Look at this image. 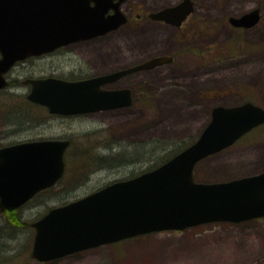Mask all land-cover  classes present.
Instances as JSON below:
<instances>
[{
  "label": "rangeland",
  "instance_id": "obj_1",
  "mask_svg": "<svg viewBox=\"0 0 264 264\" xmlns=\"http://www.w3.org/2000/svg\"><path fill=\"white\" fill-rule=\"evenodd\" d=\"M178 1L127 0L123 11L131 18L109 42L61 60V77L77 78L172 56L170 63L107 85L132 88L134 104L92 116L52 118L34 107L32 121L20 123L17 136L0 140L5 145L41 137L72 139L62 179L25 206L0 212V264H264V217L151 232L45 262L32 256V223L50 208L160 165L198 138L217 105L249 100L264 107V0H194L193 18L181 28L152 22L146 14ZM255 8L262 12L256 26L229 27L228 14ZM197 170L204 182L263 171L264 125L203 159Z\"/></svg>",
  "mask_w": 264,
  "mask_h": 264
},
{
  "label": "water",
  "instance_id": "obj_2",
  "mask_svg": "<svg viewBox=\"0 0 264 264\" xmlns=\"http://www.w3.org/2000/svg\"><path fill=\"white\" fill-rule=\"evenodd\" d=\"M93 1L94 6L90 0H63L55 12L51 9V20H56L58 30L56 35L52 34L58 39L49 45L51 49L75 39L104 34L127 22L121 9L125 0ZM1 6L9 7V3L0 0ZM109 9L114 12L106 16ZM193 9L192 0H183L152 11L149 16L180 26ZM260 19V9L255 8L231 16L230 22L247 29L257 25ZM173 60L170 55H156L86 80L39 81L48 86L50 93L47 97H36V91L33 99L45 103L51 112L62 114L127 107L133 103L129 87H102ZM262 123L264 107L251 101L215 106L210 122L198 138L161 165L54 207L34 221L32 256L49 261L151 232L264 216V170L226 181L202 182L194 177L199 161L232 145ZM68 145V140H40L0 148V212L21 207L39 191L55 184L64 172V152Z\"/></svg>",
  "mask_w": 264,
  "mask_h": 264
},
{
  "label": "flooded vegetation",
  "instance_id": "obj_3",
  "mask_svg": "<svg viewBox=\"0 0 264 264\" xmlns=\"http://www.w3.org/2000/svg\"><path fill=\"white\" fill-rule=\"evenodd\" d=\"M9 3V7L1 6L0 8V140L5 138H13L20 133L19 124L20 123H30L34 114H31L34 107L45 109L49 112L50 117H74V116H92L98 112L115 111L127 107H119L110 110L102 111H92L84 114H56L51 113L48 106L43 105V103L35 101L34 92H38L36 97H47L49 96L50 89L47 85L39 83V81H47L50 78L65 79L70 81L84 80L91 78L93 75H85L77 78H64L61 77L60 71L64 70L62 68L61 60L65 58H70L71 55L75 56L79 54L82 50L89 49L90 47H97L100 43L109 42L111 35L117 32L118 29L108 31L101 35H92L91 37H83L69 41L58 45L54 48H50L52 42H55L58 38L53 35L58 33L56 20H51V9L54 12L57 10L58 5L61 7L63 0H6ZM125 0L124 2H126ZM183 0L178 1L174 5L180 3ZM194 2L193 11L187 16V18L182 22L180 26L183 27L185 22L193 18L194 12L196 11V4ZM123 2V3H124ZM123 3L121 8L123 10ZM90 5L94 6L95 2L90 0ZM165 7V6H164ZM4 8V9H3ZM250 11V10H249ZM9 12V13H7ZM113 12L109 9L106 15ZM245 11L243 13H246ZM57 13V12H56ZM54 14L56 16L57 14ZM149 13H146L149 16ZM242 13V14H243ZM261 19H262V12ZM240 14V15H242ZM128 16V15H127ZM232 15L228 14V21ZM61 17V16H60ZM59 17V18H60ZM128 16V21L130 20ZM137 18H142V13H137ZM260 19V21H261ZM160 24H167L163 20L153 21ZM126 22V23H127ZM195 22H198L197 20ZM52 23L54 24L52 26ZM229 27L234 30L243 29L241 27L233 26L229 21ZM123 26V25H122ZM62 31L59 29V34ZM185 35H188L186 33ZM13 54H17L13 57ZM82 59H87L86 55L82 56ZM93 65L90 63L86 65V69L90 70ZM162 66V65H161ZM75 70V69H74ZM139 72V71H138ZM128 76V75H127ZM125 76V77H127ZM123 77V78H125ZM123 78H121L120 82ZM116 83V82H115ZM114 83V84H115ZM113 84V83H110ZM107 84V85H110ZM105 85L103 88H110ZM123 88V87H119ZM132 95L134 94L133 89ZM223 94V93H222ZM134 99V95H133ZM134 102V100H133ZM22 105L26 110V113L20 112L19 105ZM134 104V103H133ZM44 110V111H45ZM25 118L24 122H20L21 117ZM21 116V117H19ZM264 125V124H261ZM259 125V126H261ZM259 126L253 128L240 139L236 141L239 142L247 134L255 131ZM70 140L72 139L66 137H41L37 139L21 140L14 143H8L1 145L0 147L15 144L22 141H33V140ZM234 143V144H236ZM233 144V145H234ZM71 145V143H70ZM229 148V147H228ZM227 149V148H226ZM68 150V149H67ZM66 150V152H67Z\"/></svg>",
  "mask_w": 264,
  "mask_h": 264
},
{
  "label": "trees",
  "instance_id": "obj_4",
  "mask_svg": "<svg viewBox=\"0 0 264 264\" xmlns=\"http://www.w3.org/2000/svg\"><path fill=\"white\" fill-rule=\"evenodd\" d=\"M194 141V140H193ZM192 141V142H193ZM191 142V143H192ZM191 143H189V144H191ZM189 144H187L186 146H188ZM186 146H184V147H181L177 152H179L180 150H182L183 148H185ZM176 152V153H177ZM201 162V161H200ZM200 162L197 164V166H196V168H195V177H196V179L198 180L199 178H201V179H203V177H199V175H198V166H199V164H200ZM84 164H85V162H84ZM13 211H15V210H13Z\"/></svg>",
  "mask_w": 264,
  "mask_h": 264
}]
</instances>
